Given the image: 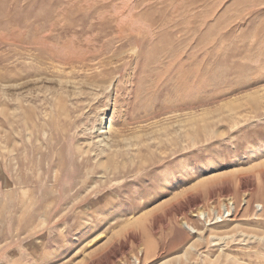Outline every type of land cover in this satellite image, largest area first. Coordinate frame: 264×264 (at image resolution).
Returning <instances> with one entry per match:
<instances>
[{
  "label": "rangeland",
  "instance_id": "rangeland-1",
  "mask_svg": "<svg viewBox=\"0 0 264 264\" xmlns=\"http://www.w3.org/2000/svg\"><path fill=\"white\" fill-rule=\"evenodd\" d=\"M0 264H264V0H0Z\"/></svg>",
  "mask_w": 264,
  "mask_h": 264
},
{
  "label": "bare ground",
  "instance_id": "bare-ground-1",
  "mask_svg": "<svg viewBox=\"0 0 264 264\" xmlns=\"http://www.w3.org/2000/svg\"><path fill=\"white\" fill-rule=\"evenodd\" d=\"M100 132H103V131H100ZM243 203H246L244 198H243ZM220 207H221V210H216L215 213H214L218 220H222L224 217L229 216L231 214V212H233V210L235 209V204H234L233 200L230 197V198H225L224 202L221 203ZM204 214H205L204 212H201V215H204Z\"/></svg>",
  "mask_w": 264,
  "mask_h": 264
}]
</instances>
